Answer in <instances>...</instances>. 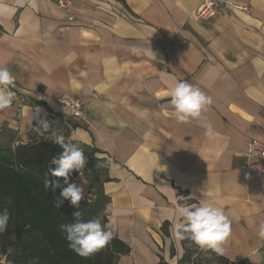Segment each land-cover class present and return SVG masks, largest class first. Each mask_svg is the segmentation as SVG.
I'll return each mask as SVG.
<instances>
[{
    "label": "crops",
    "instance_id": "0c3cea01",
    "mask_svg": "<svg viewBox=\"0 0 264 264\" xmlns=\"http://www.w3.org/2000/svg\"><path fill=\"white\" fill-rule=\"evenodd\" d=\"M200 1L0 0V66L15 93L0 128L23 143L51 142V130L82 137L111 162L105 224L130 247L120 264H178L174 201L199 203L209 190L232 220L223 256L264 264V156L246 155L251 140L264 146V0H227L241 7L217 5L199 19ZM176 81L212 98L199 120L177 122ZM61 95L81 99L85 118L63 112ZM71 182L80 185V173Z\"/></svg>",
    "mask_w": 264,
    "mask_h": 264
},
{
    "label": "trees",
    "instance_id": "16d2710c",
    "mask_svg": "<svg viewBox=\"0 0 264 264\" xmlns=\"http://www.w3.org/2000/svg\"><path fill=\"white\" fill-rule=\"evenodd\" d=\"M64 136L66 142L79 143L86 157L82 174L89 183L91 196L80 201L79 209L68 200H64L59 208L54 207L55 201L61 198V188L66 185L63 178L51 176L50 170L54 167L51 159L63 151L62 147L53 141L23 143L11 129L0 128V212L5 207L10 212L5 231L0 233V260L3 259L5 264H28L33 257L39 258L38 264H120L119 255L130 252V247L115 237L89 258L81 257L68 247L59 225L74 222V211H82L84 220L100 217L102 224L106 223L104 213L109 196L102 185L111 178L108 175L109 160L96 156L97 148ZM78 174L74 170L69 182ZM46 176L49 180L59 179L61 188L46 190ZM190 202H193L192 198ZM182 243L185 251L178 264H252L247 258L231 261L211 251H203L189 239Z\"/></svg>",
    "mask_w": 264,
    "mask_h": 264
},
{
    "label": "clouds",
    "instance_id": "9594fccd",
    "mask_svg": "<svg viewBox=\"0 0 264 264\" xmlns=\"http://www.w3.org/2000/svg\"><path fill=\"white\" fill-rule=\"evenodd\" d=\"M34 31L39 30V24L33 26ZM153 59L156 53L151 49L148 51ZM257 67L264 66V61H256ZM118 75V69L116 70ZM14 85V76L5 66H0V111L12 106L15 99V93L10 90ZM74 89H81L84 85L74 82ZM168 96L170 103L174 108V116L179 123H189L193 120H199L208 106L212 104V98L206 95L199 87L194 86L187 81H176L169 89ZM40 127L37 128L39 135L45 136L49 130V124L46 121H40ZM46 139L59 144L63 151L51 159L50 174L53 177L63 178V184L66 187L61 188L59 179L49 180L45 177L44 187L46 190L55 191L61 188L60 199L54 203L55 208H59L64 200L79 209L80 201L84 198V189L88 181L83 177L82 170L86 164L84 151L79 147V143L66 142L65 136L55 130L45 136ZM75 140L76 137L74 136ZM80 142L88 141L80 138ZM109 164L111 162L109 161ZM80 173L82 183L77 185L75 182H69L70 174L73 171ZM197 198L194 195L189 197ZM199 203L191 205L174 201L175 210L173 216L175 222L172 224L171 233L176 240H191L199 249L211 251L218 256L225 254V243L231 235L232 220L225 211L219 207L214 200V193L209 190L202 193ZM10 203V202H9ZM111 212L110 208L105 209V215ZM74 222L62 223L59 229L64 234L68 247L75 253L84 258H89L95 253L104 249L116 234L115 223L102 224L100 217L89 220L82 219L83 213L76 210L72 213ZM10 218V212L7 207L0 212V233L5 231ZM165 219H168L165 216ZM163 222V221H161ZM259 240L264 246V223H261L257 232ZM259 251V249H257ZM38 257H33L28 264H38Z\"/></svg>",
    "mask_w": 264,
    "mask_h": 264
},
{
    "label": "built area",
    "instance_id": "2783aa9c",
    "mask_svg": "<svg viewBox=\"0 0 264 264\" xmlns=\"http://www.w3.org/2000/svg\"><path fill=\"white\" fill-rule=\"evenodd\" d=\"M59 6L65 7L69 0H54ZM217 5H226L227 7L233 6L240 8L236 4H232L227 0H201L198 6L193 11V15L196 18H206ZM55 103L61 107V109L74 118L84 119V102L73 95H61L55 98ZM247 156H264V146L258 144L256 140H251L246 152Z\"/></svg>",
    "mask_w": 264,
    "mask_h": 264
},
{
    "label": "rangeland",
    "instance_id": "374dc122",
    "mask_svg": "<svg viewBox=\"0 0 264 264\" xmlns=\"http://www.w3.org/2000/svg\"><path fill=\"white\" fill-rule=\"evenodd\" d=\"M65 111V110H64ZM63 111V112H64ZM48 123V122H47ZM248 149V148H247ZM247 155V154H246ZM91 196V188H90V186H89V190H88V193H87V195L85 196V198H88V197H90ZM2 261H3V259H1ZM5 263V262H4Z\"/></svg>",
    "mask_w": 264,
    "mask_h": 264
},
{
    "label": "bare ground",
    "instance_id": "6f19581e",
    "mask_svg": "<svg viewBox=\"0 0 264 264\" xmlns=\"http://www.w3.org/2000/svg\"><path fill=\"white\" fill-rule=\"evenodd\" d=\"M76 119H80V118H76Z\"/></svg>",
    "mask_w": 264,
    "mask_h": 264
}]
</instances>
